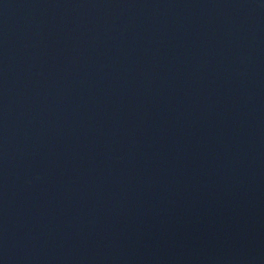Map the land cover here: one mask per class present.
Instances as JSON below:
<instances>
[{
    "label": "water",
    "instance_id": "95a60500",
    "mask_svg": "<svg viewBox=\"0 0 264 264\" xmlns=\"http://www.w3.org/2000/svg\"><path fill=\"white\" fill-rule=\"evenodd\" d=\"M0 264H264V0H0Z\"/></svg>",
    "mask_w": 264,
    "mask_h": 264
}]
</instances>
